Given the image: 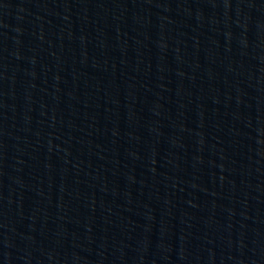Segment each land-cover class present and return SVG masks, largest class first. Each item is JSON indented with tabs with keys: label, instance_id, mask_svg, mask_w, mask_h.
Wrapping results in <instances>:
<instances>
[{
	"label": "water",
	"instance_id": "1",
	"mask_svg": "<svg viewBox=\"0 0 264 264\" xmlns=\"http://www.w3.org/2000/svg\"><path fill=\"white\" fill-rule=\"evenodd\" d=\"M0 264H264V0H0Z\"/></svg>",
	"mask_w": 264,
	"mask_h": 264
}]
</instances>
